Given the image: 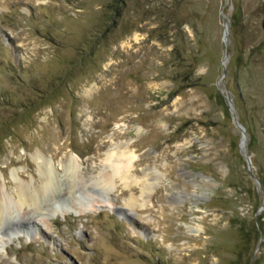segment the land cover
Returning <instances> with one entry per match:
<instances>
[{"label":"rangeland","instance_id":"1","mask_svg":"<svg viewBox=\"0 0 264 264\" xmlns=\"http://www.w3.org/2000/svg\"><path fill=\"white\" fill-rule=\"evenodd\" d=\"M126 142L138 185L21 210L0 264H264V0H0V190L42 157L61 210Z\"/></svg>","mask_w":264,"mask_h":264},{"label":"bare ground","instance_id":"2","mask_svg":"<svg viewBox=\"0 0 264 264\" xmlns=\"http://www.w3.org/2000/svg\"><path fill=\"white\" fill-rule=\"evenodd\" d=\"M129 145L130 143L126 142L124 149H114L106 152L103 168L94 176L86 177L79 170L80 164L75 155L67 157L64 164V180L66 181V192L69 200L67 204L62 203L61 210L55 209L53 206V203L56 202L55 199L61 195L58 185L59 179L51 174L47 165L48 161L40 157L37 160L39 162L38 171L40 175V184L38 186L30 187V184L28 185L18 180V188L13 195H10L3 189L0 190V232L7 239L20 234L22 230L19 228L18 232L12 231L14 232L13 234H6L2 231V223L10 219L16 221L15 218L17 220L20 218L21 210H23L24 214L28 209H39L42 204L43 206H47L48 210H52L53 214L61 211L63 214L71 212L75 216L96 211L104 205L112 207L114 203L111 199L106 198V196H101V198L95 197L94 194L96 193L92 192V188L95 187L103 195L108 196L114 188L129 189L134 184L138 185V181L132 175L136 156L128 149ZM148 184L145 182L141 183L140 188L143 194L149 191ZM127 202L124 205L128 207L135 205V200L134 202L132 200H128ZM26 220H30V217H27ZM26 225L33 227L31 226L32 222L29 221H27ZM1 240H4V238L0 236V243Z\"/></svg>","mask_w":264,"mask_h":264},{"label":"water","instance_id":"3","mask_svg":"<svg viewBox=\"0 0 264 264\" xmlns=\"http://www.w3.org/2000/svg\"><path fill=\"white\" fill-rule=\"evenodd\" d=\"M226 33H227V29H226V26H225V29H224V38H223L225 45H226V42H225V39H226ZM246 157H247V163H248V165H249V158H248V156H246Z\"/></svg>","mask_w":264,"mask_h":264}]
</instances>
